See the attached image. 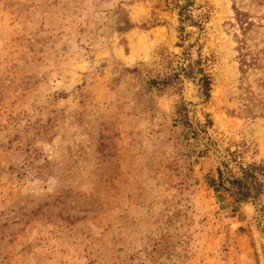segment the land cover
<instances>
[{"label":"rangeland","instance_id":"rangeland-1","mask_svg":"<svg viewBox=\"0 0 264 264\" xmlns=\"http://www.w3.org/2000/svg\"><path fill=\"white\" fill-rule=\"evenodd\" d=\"M252 165L264 0H0V264H264Z\"/></svg>","mask_w":264,"mask_h":264},{"label":"trees","instance_id":"trees-1","mask_svg":"<svg viewBox=\"0 0 264 264\" xmlns=\"http://www.w3.org/2000/svg\"><path fill=\"white\" fill-rule=\"evenodd\" d=\"M202 79L200 80L205 94L207 84H203ZM162 82L166 84V81H162ZM153 84H155V82H153ZM263 168L264 167L252 165L249 166L248 170L247 171L245 170V172L243 173L244 178L243 177L229 178L227 181L232 186L230 189L231 191L229 190L230 193H232V195L236 194L243 201L251 197L259 198L263 194L262 191L264 187V182L261 179H259L258 174H255L254 172L258 170L260 171ZM151 255L154 258L156 257L162 258L165 255H167L166 248L163 246L162 242H159L154 246Z\"/></svg>","mask_w":264,"mask_h":264},{"label":"water","instance_id":"water-1","mask_svg":"<svg viewBox=\"0 0 264 264\" xmlns=\"http://www.w3.org/2000/svg\"><path fill=\"white\" fill-rule=\"evenodd\" d=\"M195 131H196V129H195ZM201 140L212 152H214L219 158H221L224 162H226L228 164V166H230V164L227 161V159L218 150H216L214 147H212L207 141H205V139L201 138ZM247 201L249 203L250 202H257V199L251 197ZM240 202H242V201H240Z\"/></svg>","mask_w":264,"mask_h":264}]
</instances>
